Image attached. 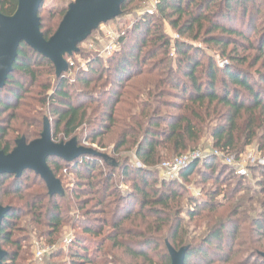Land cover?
I'll use <instances>...</instances> for the list:
<instances>
[{"label":"trees","instance_id":"trees-1","mask_svg":"<svg viewBox=\"0 0 264 264\" xmlns=\"http://www.w3.org/2000/svg\"><path fill=\"white\" fill-rule=\"evenodd\" d=\"M45 1L38 18L48 40L71 2L51 10ZM148 1L124 0L107 23L119 35L111 55H99L97 28L85 40L92 48L82 42L65 56L70 79L20 44L0 90V151L38 139L45 118L56 143L112 149L106 160L47 159L62 196H49L32 171L0 175V206L9 208L1 264H34L31 236L55 248L67 225L66 250L42 264H170L166 244L186 249L184 264H264V166L242 177L210 156L167 182L157 170L203 146L236 158L254 146L264 155V0H155L152 15ZM16 6L0 0V14ZM76 55L85 70L70 68Z\"/></svg>","mask_w":264,"mask_h":264},{"label":"water","instance_id":"water-1","mask_svg":"<svg viewBox=\"0 0 264 264\" xmlns=\"http://www.w3.org/2000/svg\"><path fill=\"white\" fill-rule=\"evenodd\" d=\"M45 0H17L14 13L10 16L0 14V90L13 71L17 50L21 43L48 59L55 68V76L60 77L68 71L65 56L78 52L77 45L87 39L100 25L106 24L120 14L124 0H74L55 33L45 40L40 32L38 10ZM84 156L106 160L107 156L92 148L78 146L76 139L67 142H54L51 138L50 124L45 118L40 137L26 143L21 137L15 147L5 154L0 151V175H14L19 178L28 170L38 175L45 183L49 196H62L63 188L47 166V159L57 158L65 163H73ZM8 207L0 206V226ZM170 264H184L185 248L174 250L166 244ZM5 252L0 248V264ZM264 258V254H260Z\"/></svg>","mask_w":264,"mask_h":264},{"label":"built area","instance_id":"built-area-1","mask_svg":"<svg viewBox=\"0 0 264 264\" xmlns=\"http://www.w3.org/2000/svg\"><path fill=\"white\" fill-rule=\"evenodd\" d=\"M155 5H156V1L152 0L150 5L146 8L144 12H146L149 15L155 14L156 13ZM102 33H103V38L100 42L98 53L102 57L109 56L118 49L117 39L119 38V35L114 30H110V29H108L107 31L102 30ZM92 46L93 45L90 44L89 47L92 48ZM223 64L224 62H219V66H223ZM70 66H73V64H70ZM83 146L92 148L100 153L104 152V150L98 149L96 148V146L89 145L86 142L83 143ZM210 156L216 158L220 165L230 168L235 172L236 175L242 177H248L249 175L247 171L248 168L252 166H264V156L249 158L248 162L244 164L245 161L241 159L242 157L236 158L235 156L226 155L218 151L198 150L194 152H189L181 157L174 158L173 160L165 161L161 163L160 166L158 167L159 176L163 180L175 179L178 173L182 169L186 168L190 163L197 160H204ZM70 240H71V235L64 237L62 243L64 244L65 247L68 246ZM52 249L53 248H49V247L48 248L36 247L33 253L35 259L39 261L42 260V258L45 255L49 254Z\"/></svg>","mask_w":264,"mask_h":264},{"label":"rangeland","instance_id":"rangeland-1","mask_svg":"<svg viewBox=\"0 0 264 264\" xmlns=\"http://www.w3.org/2000/svg\"><path fill=\"white\" fill-rule=\"evenodd\" d=\"M151 1L152 0H149L147 2V4L145 5L146 8L150 5ZM70 2L73 3L74 0H46L45 1V4H44V7L46 9L53 10V9H56L59 6H61L63 3L66 5L67 3L69 4ZM138 12L139 11H136V13H138ZM138 15H140V14H138ZM130 19H131V15H130ZM98 28H99L100 31H102V30L107 31L108 29L114 30L113 29V26L111 24L110 25H107V23L100 25ZM164 32L166 33L167 36H171V37L175 38V36L172 34V31L170 29L165 28L164 29ZM90 43H91L90 41H83V43L81 44V47H79V48L81 50L90 48L89 47L90 46ZM103 57L105 58L107 56H103ZM70 64H73V66H70ZM69 66H70V68H73L75 70H78V69L85 70V68L87 66V62L80 55H76L73 59H70ZM66 74H67L66 76L70 79L71 78L70 76H71L72 73L67 71ZM72 95H73V93H72ZM203 147L204 148L199 149V150L200 151H204V150H207L208 149L206 146H203ZM111 149L112 148H109L107 151L104 150L103 153L106 152V153L109 154V153H111ZM255 150H256V148L254 146L249 147V148L246 149L245 153L241 156L242 158L240 157L243 161H245L244 164H246L248 162V159L249 158L257 157V156H259V157L264 156L263 154L257 153ZM126 156H128V154ZM131 163H132V165H136L137 164L136 161H135V159H133V158L131 160ZM158 177H159L160 180H163L159 175H158ZM248 177H249V175H248ZM165 181L167 182L169 180H165ZM121 184H119L120 186H122V187H120V189L126 190V187H124V185H121ZM68 187H71V185H69L68 183H66V188H68ZM192 187H193L192 185L189 186V189H191V193L193 195H195V196H198V191L195 190V189H193ZM73 232H74V230L71 229L70 226H68V225L67 226H64L63 229H62V236H61L60 242L57 244L58 246H56L55 248H53L51 250V252H53L55 249H58L59 247H62L63 251H65L67 247L64 246V244L62 243V240L64 239V237H67L68 235H71L72 236ZM28 245H29V251H31L32 254L34 253V249L36 247H42V248H48V247H50V246L47 245V243L44 240L42 241L41 239L38 240L37 238H35V235L34 234L29 239ZM30 260L32 262H34V264H42L43 258L40 261L39 260H36L35 257H34V254H33V256L30 258Z\"/></svg>","mask_w":264,"mask_h":264}]
</instances>
